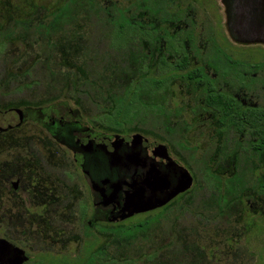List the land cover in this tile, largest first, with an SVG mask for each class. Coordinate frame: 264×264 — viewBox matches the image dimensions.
<instances>
[{
	"label": "rangeland",
	"instance_id": "rangeland-1",
	"mask_svg": "<svg viewBox=\"0 0 264 264\" xmlns=\"http://www.w3.org/2000/svg\"><path fill=\"white\" fill-rule=\"evenodd\" d=\"M198 68L264 108V45L234 42L224 0H0V131L26 116L0 134V240L27 264H264V154L246 151L252 132L220 125L187 77ZM62 115L166 146L192 189L166 211L108 222L42 127Z\"/></svg>",
	"mask_w": 264,
	"mask_h": 264
},
{
	"label": "water",
	"instance_id": "water-1",
	"mask_svg": "<svg viewBox=\"0 0 264 264\" xmlns=\"http://www.w3.org/2000/svg\"><path fill=\"white\" fill-rule=\"evenodd\" d=\"M228 18L235 25L261 34L264 31V0H235ZM264 42L263 40L253 41ZM19 123L23 113L17 110ZM66 142L87 155L84 173L91 179L93 191L101 195L99 205L113 206L108 222L125 221L139 214L164 208L194 184L191 173L170 157L168 148L142 136H115L78 143ZM29 257L6 240H0V264H25Z\"/></svg>",
	"mask_w": 264,
	"mask_h": 264
},
{
	"label": "flooded vegetation",
	"instance_id": "flooded-vegetation-1",
	"mask_svg": "<svg viewBox=\"0 0 264 264\" xmlns=\"http://www.w3.org/2000/svg\"><path fill=\"white\" fill-rule=\"evenodd\" d=\"M262 1L263 0H259L260 5H261ZM233 3H235V0H224V4H225V8H226V15H227V26H228L229 34H230L231 38L234 40V42H236L238 44L245 45V44H254L252 42L257 41V40H263L264 41V31L261 34H258L256 32H252L249 29L242 28V27L235 25L234 24L235 21L233 20L231 15H229L230 19L228 18L227 12H229V13L231 12ZM165 23L169 24V26L172 25V23H169V22H165ZM174 24H176V23H173V25ZM141 43H139V44H141ZM184 58H187L189 61L188 55L181 56L179 61H182ZM179 61H177V62H179ZM175 67H176V70H187V68H188V67L178 68L177 66H175ZM196 70H202V69L198 68ZM203 76L206 77L204 74H203ZM210 84L216 90L218 89L217 85L214 81L210 80ZM200 86H206L208 89L209 84H207L205 82L203 85L200 84ZM217 91L220 93H223L224 95L230 96V95L222 92V90H220V91L217 90ZM233 98L236 99V101L240 105L247 107V108H252L251 105L246 104V103L240 101L239 99H237L235 97H233ZM22 113H23V120H24L23 122H25L26 116H25V113L23 111H22ZM42 127L48 132V134H50V136L58 144L66 147L68 150H70L74 154V159L76 161L77 168L83 173V175L85 176L86 180L88 181V183L91 187V179L89 176H87L84 173V168H86L87 170L91 169V165H87V155L85 153H83L82 150H80V149H76V150L73 149L66 142V140L69 136V137L73 138L78 143H85L87 140L96 141L99 138H110L111 139L117 135L111 136V135H107V134L95 133L92 129H90L86 126H83L80 123V121L70 120L64 115L58 116V117L57 116H47V118H45L44 121L42 122ZM16 128H18V127H16ZM14 129L15 128L13 126L7 125V128L4 130H1L0 134H8ZM119 136H121V135H119ZM123 137H128V136H123ZM168 152H169V150H168ZM169 155H170V153H169ZM13 186L15 187V189H17L18 183H13ZM91 189H92V187H91ZM93 192L96 196V198H95L96 200L94 201V206H96V207L101 206V205H99L100 202L102 201L101 195L95 191H93ZM106 209H107L106 219L108 221V217L111 214V212L113 211V206L106 207ZM102 215H104V214H102ZM90 224H91V222H90ZM27 263H25V264H27Z\"/></svg>",
	"mask_w": 264,
	"mask_h": 264
},
{
	"label": "trees",
	"instance_id": "trees-1",
	"mask_svg": "<svg viewBox=\"0 0 264 264\" xmlns=\"http://www.w3.org/2000/svg\"><path fill=\"white\" fill-rule=\"evenodd\" d=\"M175 66L178 68L188 67L189 61L187 58H184L182 61L177 62ZM187 77L189 79H194L197 86L200 84L203 85L205 83L202 81V78L204 77L202 70H192L191 72L187 73ZM210 85L211 84H209L207 89L208 92L206 95V104L211 111L216 113L220 125L226 130H233L237 134L252 132L255 137L246 151H252L257 155L264 154V108L244 107L240 105L233 97L218 92L212 85ZM120 116L121 115L119 114L118 117L120 118ZM119 118L115 124L117 125V123H119L123 125V121L119 120ZM114 131L120 130L114 129ZM183 195L184 194L181 196ZM170 205L171 203L161 209L166 211L170 208ZM150 222L151 220H146L139 225L131 226L129 231H126L131 232L138 229L139 227H146L150 224Z\"/></svg>",
	"mask_w": 264,
	"mask_h": 264
},
{
	"label": "crops",
	"instance_id": "crops-1",
	"mask_svg": "<svg viewBox=\"0 0 264 264\" xmlns=\"http://www.w3.org/2000/svg\"><path fill=\"white\" fill-rule=\"evenodd\" d=\"M254 44H263L264 45V42H255Z\"/></svg>",
	"mask_w": 264,
	"mask_h": 264
}]
</instances>
